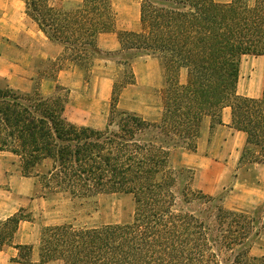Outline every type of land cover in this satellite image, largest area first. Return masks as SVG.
<instances>
[{"label": "trees", "instance_id": "trees-1", "mask_svg": "<svg viewBox=\"0 0 264 264\" xmlns=\"http://www.w3.org/2000/svg\"><path fill=\"white\" fill-rule=\"evenodd\" d=\"M22 1L44 35L63 45L58 69L68 60L87 71L103 53L97 36L115 29L112 0H81L72 9ZM139 3V30L119 31L120 49L108 52L124 69L104 128L68 121L59 96L0 87V150L17 157L21 175L35 177L43 195L88 200L117 193L134 202L129 222L44 226L38 264H264L263 256L250 254L264 233V204L248 212L227 209L193 188L190 169L171 163L177 148L196 151L204 117L212 129L230 107L232 127L246 136L240 161L264 164V83L259 98L236 93L241 56L264 55V0ZM142 55L157 56L165 74L157 122L117 107L121 90L134 82L131 62ZM28 219L20 209L0 220V249ZM16 247L29 256L30 246Z\"/></svg>", "mask_w": 264, "mask_h": 264}, {"label": "crops", "instance_id": "crops-1", "mask_svg": "<svg viewBox=\"0 0 264 264\" xmlns=\"http://www.w3.org/2000/svg\"><path fill=\"white\" fill-rule=\"evenodd\" d=\"M80 2L81 0L78 4ZM114 3L115 0H112L115 29L111 32L100 33L96 39V46L102 52L115 53L120 49L117 38L119 31H138L140 28L139 0H136L133 6L128 7H133V20H127L124 24H119L118 21L125 15L129 16V13L126 10L116 13ZM63 52V45L49 40L37 24L26 15L25 5L22 0H0V80L3 82L0 87H7L21 94H31L36 91L44 97L54 96L58 88L63 87L69 89V94L73 95V97L76 96L79 88L83 86L82 69L68 60L60 61L62 67L58 69L59 59L63 56ZM113 55L115 58L104 57L97 59L96 66L101 76H95L91 79L90 92L94 91V95L99 89L103 95L101 96L103 100L111 99L113 84L118 80H114V72L119 70L120 67L124 69L123 65L119 63V59H116L117 55ZM254 56L260 58L259 65L252 68L249 81L243 84V91L240 90L242 67L241 62H239L236 93L240 96L259 98L262 94L264 55ZM51 66L55 67V70L52 69L55 72L54 76L50 75ZM131 70L134 75V82L121 90L120 94L123 100L127 99L128 104H131V102L134 104L140 94H153V96L160 94L161 104L162 90L166 81L160 59L152 55L136 57L131 62ZM255 76H260V85L256 90H252L250 83ZM186 79L187 70L186 68H181L178 74V81L184 84ZM95 103L97 105V97L95 98ZM123 110L136 113L147 120L144 117V110L138 109L137 105H128V108ZM65 111L66 106L64 103L63 116L78 126L102 129L106 125L107 120L105 121V119L98 125L77 123L66 117ZM162 111L163 103L160 111L155 112L153 118L148 121H159ZM208 119L206 130L203 131L201 139L199 138L197 142L196 151L190 152L182 148H177L173 151H179V167L195 169L197 173L193 177V188L209 196L215 197L220 191L219 187H222L219 184L220 181L228 182L232 178L233 190L231 191L239 195V204L228 207L223 200L221 204L227 209L239 211V208L243 206L249 205L255 208L264 204V164L247 162V164L241 165L243 163L240 161V156L245 145L246 136L243 131L232 127L230 107L222 108L220 114L221 123L216 124L212 128V136H210L209 132L211 130L210 118ZM0 154L11 156L18 162L17 157L9 151L0 150ZM46 165L48 166L49 163L46 162ZM112 194L117 193L99 194L94 198ZM64 196L62 194L43 195L37 179L33 176H23L20 171L7 174L5 182L0 183V220L13 216L20 209L30 214V219L20 221L12 243L0 249V264L40 263L39 243L42 228L47 225H59L68 222L52 224L45 220L44 223L40 224L39 221L47 217L49 213L46 212L47 205L57 203ZM119 223L124 222L101 224ZM262 236H264V233L260 234L256 241ZM17 245L30 246L29 256L21 257L23 252L16 247ZM262 256L264 257V251L256 257ZM43 264L63 263L60 260H51Z\"/></svg>", "mask_w": 264, "mask_h": 264}, {"label": "rangeland", "instance_id": "rangeland-1", "mask_svg": "<svg viewBox=\"0 0 264 264\" xmlns=\"http://www.w3.org/2000/svg\"><path fill=\"white\" fill-rule=\"evenodd\" d=\"M51 3L55 6H62L65 9H72L74 6L78 4L80 0H50ZM219 1H229V0H219ZM250 4H253L255 0H248ZM136 0H115L114 8L116 13L120 11L126 10L129 13V16L125 15V17H121L118 21L119 24H124L127 20H133V7L128 8L129 6H133V3ZM128 18V19H125ZM119 19V17H118ZM115 58L113 54L108 52H103L99 58ZM96 58L92 61L87 71L81 70L82 72V82L83 86L79 88L76 96L69 94V89L60 87L54 96H59L64 102L66 106L65 115L69 119L77 122V123H87L92 125H98L104 119L105 121L108 118L110 107H111V99L107 100L101 99L103 96L99 89L93 95L91 90V79L97 76L100 77V72L97 65ZM118 60L119 57L116 56ZM259 57L254 55H243L240 58V64L242 67L241 70V85L240 90L244 89V82H248L251 77L252 68L259 65ZM55 67H50V75L54 76ZM123 68L120 67L119 70L114 72V80L120 79L122 75ZM3 82L0 80V84ZM250 87L252 90H256L260 85V76H255L251 83ZM97 97V105L95 103V98ZM126 102V103H125ZM127 99L123 100V98L119 97L118 100V108L120 110L127 109L128 105H137V108L143 109L145 112V116L147 120L153 118V114L155 112H159L162 103L160 99V94H140L137 96V101L134 104L127 103ZM130 107V106H129ZM136 108V106H135ZM144 115V113H143ZM208 118L204 117L201 121V129L199 138L201 139L203 131L206 130ZM211 123V121H210ZM215 127V126H214ZM210 136L213 135V129L209 130ZM199 141V139H198ZM179 151L173 152L171 155V163L175 167H179L178 158ZM247 164L246 161L242 162ZM192 176L195 177L197 171L195 169H190ZM12 172H19L18 162L15 159L8 155L0 154V183H4L7 174ZM233 179H229L228 182H219L222 187H219V192L215 195L217 201L220 203L223 202L228 207L235 206L239 204V195L233 193L232 183ZM228 196V197H227ZM225 198H227L225 200ZM220 199V200H218ZM55 204H49L46 208L47 217H44L39 223H44V221H48V223H61L68 222L72 223L74 226H82V225H92V224H101L107 222H129L132 219L133 211H134V202L129 195H121V194H112V195H101L94 199H72L68 196L61 197ZM253 209V206H243L239 208V211L248 212ZM264 251V236L260 237L258 241L252 245L250 254L252 256H258L259 253Z\"/></svg>", "mask_w": 264, "mask_h": 264}]
</instances>
